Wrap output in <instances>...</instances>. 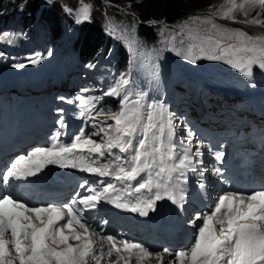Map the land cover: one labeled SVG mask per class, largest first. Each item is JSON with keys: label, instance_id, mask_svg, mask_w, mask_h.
Returning a JSON list of instances; mask_svg holds the SVG:
<instances>
[{"label": "snow or ice", "instance_id": "obj_1", "mask_svg": "<svg viewBox=\"0 0 264 264\" xmlns=\"http://www.w3.org/2000/svg\"><path fill=\"white\" fill-rule=\"evenodd\" d=\"M48 2L52 3V0ZM227 2L230 6L222 13V19L250 25L262 23L255 18L238 21L232 13L239 10L246 17L248 10L257 5L264 9V0H243L240 4L236 0ZM90 8L88 4L83 5L78 23L81 19H90ZM192 19L201 20L200 17ZM203 21L210 27L204 35H190L195 42L188 46L184 59L192 64L198 59L222 61L249 80L254 76V67L264 70V36L253 37L240 29L222 27L211 17L203 18ZM196 49L199 53L193 55ZM47 55L51 56L52 52L49 50ZM40 59L37 54L31 58V63L38 64ZM12 67L23 68L25 64L17 63ZM130 83L126 75H122L103 93L117 99L119 107L116 111L99 109L96 114L110 116L113 124H92L93 131L87 134L81 128L67 142L61 140L65 133L58 130L47 146L36 147L27 155L17 157L4 170L2 180L5 185L37 176L47 165H57L96 177H111L119 186L111 180L100 179L95 185L84 181L80 187L88 194L81 196L78 191V199L74 197L71 203L62 206H29L11 193H0V264H16L17 260L18 264H87L89 257L100 264V260L105 255L110 257L113 251L117 254V264L120 261L132 264L133 258L136 264H143L153 256L162 260L163 253H153L140 243L97 233L85 211L96 209L104 201L117 209L147 216L149 211L156 210V203L161 200L170 201L183 210V178L188 170L203 177L205 169L197 168L196 164H203L201 149L212 150L202 140L194 142L196 134L191 129L187 130L186 137H178L177 129L183 122L178 121L175 113L169 111L163 102L153 101L145 106L143 94H137L133 100L127 91ZM66 102L74 103L73 100ZM77 107L80 109L77 112L79 118H91L90 108L83 104ZM58 111L63 113L64 110ZM57 124L61 129L67 127L62 116ZM101 134V140L92 139V136ZM212 155L217 161H223L222 150L212 152ZM216 172L219 174L220 169ZM200 186L204 188L202 181ZM143 192L149 195L144 196ZM190 223L196 228L191 247L176 253L164 249L178 260V264H264V190L250 194L225 192L211 205L210 212L195 213ZM9 233L10 239L7 238ZM94 236L102 242L98 251ZM69 241L78 243L73 246ZM103 243L108 245L106 253Z\"/></svg>", "mask_w": 264, "mask_h": 264}, {"label": "rangeland", "instance_id": "obj_2", "mask_svg": "<svg viewBox=\"0 0 264 264\" xmlns=\"http://www.w3.org/2000/svg\"><path fill=\"white\" fill-rule=\"evenodd\" d=\"M21 2L29 1L32 4H36L40 8H50V4L48 0H20ZM10 3L11 1L8 0ZM237 4H240L243 2V0H236ZM52 4L63 10L62 14L68 15L69 17H75L77 16L79 19L81 18L82 12H83V5L88 4L91 6L90 8V19L85 21L82 20V22L87 24H92L95 22L100 23L98 26L103 28H111L104 20L106 16H111L113 18H119V19H126L123 20L118 27L121 30V32L125 33L128 37V39L131 40V44L140 46L137 44V42H143L144 41L141 38H137V34L135 32V16L134 14L127 10L124 6L119 5H109L108 3L104 4H98L96 2H93L92 0H52ZM14 6V4H12ZM2 6L4 7V11H0V16L8 14L7 11H15L14 7H11L10 4H4L2 3ZM108 6L115 8L114 14L109 12ZM227 0H218L216 4L204 11L197 10V12H193L191 15L187 16L183 21L179 23H173L165 20H158L154 23V25H149V22H146L144 26H164L159 27L156 30V35L158 36V39H155L156 41H159L158 44H161L163 50L169 51L171 53V56L174 58L176 57L177 61L180 63L181 66H184L186 68L185 72L191 71L192 67L198 66L197 64H192L189 60H186L183 58L185 54H187L188 46L191 43H194L195 41L190 39L191 36H197V35H204L206 33V30L210 27L209 24L205 23L203 21V18L211 17L212 20L217 24L225 28L229 29H240L242 31L247 32L249 35L253 37L262 36V33L264 32V9L260 8L258 5L255 8H251L248 10V14L245 17L244 14L237 10L232 15L235 16L236 20H248L251 21L252 19H258L262 21L261 24L258 25H250L245 23H234L231 20H225L221 18L222 13L229 7ZM26 8V7H24ZM17 9V8H16ZM68 9L71 10V12L68 11ZM27 10V9H26ZM26 10L23 8H20V14L29 16L26 14ZM259 13V15H257ZM106 14V16L104 15ZM194 17H200L201 20H194L192 18ZM101 18V20H99ZM102 23H101V22ZM104 23V24H103ZM124 23V24H123ZM171 24H174L173 27ZM177 25L178 28L175 26ZM256 27H260V29H256ZM21 28L19 24H16V22L10 23L5 27L6 31L8 33H11L12 31H17ZM107 30V29H106ZM106 35V34H105ZM49 38H53L51 33L48 34ZM5 37V36H4ZM134 51H138V48H134ZM133 52V51H132ZM152 52V51H150ZM177 53H180L179 55ZM199 53V50L196 49L193 52V55H197ZM135 57V60L142 61V60H155L160 62L161 65H163L161 61L160 55H157L156 57L151 56L147 49L143 48L139 54ZM197 63L209 65L212 64L214 67H225L229 66L224 64L222 61L217 60H208V59H198ZM172 66V65H171ZM170 65L169 67L172 68ZM209 66V67H213ZM237 70V69H236ZM135 77V74L133 75ZM218 82V81H216ZM252 85L251 82L246 80V78H239L236 79V86L239 87H248Z\"/></svg>", "mask_w": 264, "mask_h": 264}, {"label": "trees", "instance_id": "obj_3", "mask_svg": "<svg viewBox=\"0 0 264 264\" xmlns=\"http://www.w3.org/2000/svg\"><path fill=\"white\" fill-rule=\"evenodd\" d=\"M0 0V11H4V6L6 4H10L11 7H14L15 11H11L10 8L7 11L8 14L0 16V19L3 20H14L18 15L21 16L26 25L30 24L37 16H39L42 20H45L47 24L54 25V27L58 25H65L70 27L71 23L68 18V15L62 14L61 9L55 7L52 3L50 4V8H45L40 10L36 4H32L29 1L21 2L20 0ZM98 4L106 3L109 5H119L126 7L127 10L131 11L135 16L136 23V33L141 38L151 39V35L153 34L150 27L144 26L146 22H149V25H154V23H150L151 21L165 20L173 23H179L183 21L187 16L191 15L193 12H197V10L204 11L211 7H213L218 0H92ZM14 4V6L12 5ZM26 7V8H24ZM17 8V9H16ZM20 8L26 10V15L20 14ZM109 12L114 14L116 10L113 7L108 6ZM109 20L104 18L106 23H110L113 25L114 21L111 20L113 17L109 16ZM111 18V19H110ZM101 20V18H99ZM126 20V19H125ZM101 22V21H100ZM102 23V22H101ZM100 23L94 21L92 24L83 23L78 30L79 39L77 41V45L83 48L84 57L89 58L93 51L99 46L103 49V35L101 31V27H99ZM0 30H2V26L0 25ZM7 36L5 34L0 33V37ZM10 39L18 42L21 41L25 45H33L34 41L30 35L21 36V35H13L7 36ZM115 51L118 50L117 47H113ZM118 59L122 62H126V57L124 54L120 55Z\"/></svg>", "mask_w": 264, "mask_h": 264}, {"label": "bare ground", "instance_id": "obj_4", "mask_svg": "<svg viewBox=\"0 0 264 264\" xmlns=\"http://www.w3.org/2000/svg\"><path fill=\"white\" fill-rule=\"evenodd\" d=\"M262 36H264V32L262 33ZM152 51V50H151Z\"/></svg>", "mask_w": 264, "mask_h": 264}]
</instances>
